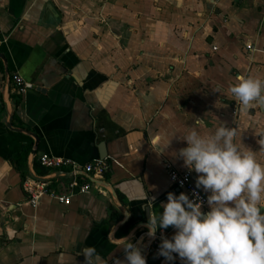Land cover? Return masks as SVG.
Returning <instances> with one entry per match:
<instances>
[{"label": "crops", "instance_id": "0c3cea01", "mask_svg": "<svg viewBox=\"0 0 264 264\" xmlns=\"http://www.w3.org/2000/svg\"><path fill=\"white\" fill-rule=\"evenodd\" d=\"M0 35V264H85L89 249L90 264H128L125 245L140 247L149 233L125 240L132 227L183 192L166 164L188 169L178 152L197 119L201 134L236 128V141L264 163V107L241 111L227 91L241 75L264 81V0H0ZM13 73L32 88L14 93ZM10 114L12 128L38 137L34 155L33 139L4 123ZM28 144L22 174L12 159ZM42 153L105 162L107 177L89 175L111 184L128 219L113 229L123 215L110 191L79 174L45 182L68 202L44 194L31 205V169L71 172L46 170ZM73 180L91 186L79 192Z\"/></svg>", "mask_w": 264, "mask_h": 264}, {"label": "clouds", "instance_id": "9594fccd", "mask_svg": "<svg viewBox=\"0 0 264 264\" xmlns=\"http://www.w3.org/2000/svg\"><path fill=\"white\" fill-rule=\"evenodd\" d=\"M227 91L241 111L264 107V81L259 78L238 76ZM204 126L203 119L195 120L178 156L198 174L196 187L210 193V210L203 212L202 202L186 193L169 192L167 202L161 203L163 212L150 215L149 234L154 236L158 228L176 229L159 246V255L169 260L175 253L185 264H264V163L251 148L240 146L236 128L221 125L212 134H201L197 128ZM258 143L264 146V139ZM92 251H85V264H90ZM124 251L128 264H146L138 244L129 240Z\"/></svg>", "mask_w": 264, "mask_h": 264}, {"label": "built area", "instance_id": "2783aa9c", "mask_svg": "<svg viewBox=\"0 0 264 264\" xmlns=\"http://www.w3.org/2000/svg\"><path fill=\"white\" fill-rule=\"evenodd\" d=\"M3 40L4 39L0 35V43ZM11 81V89L16 94H24L30 88H32V84L30 82L25 81L18 73H13L11 75ZM237 107L238 105L234 106V112H236ZM37 161L43 168L48 171L69 168V170L74 175L77 171L81 170L92 174L93 176L95 175L98 177H102L108 168L107 164L103 161H96L94 163H86L83 166H78V164H76L70 159L51 156L44 153L38 155ZM166 169L168 172V179L170 184L182 190L189 196L190 199H193L196 202H202V208H204L207 203V196L194 184L191 171L188 169L179 170L168 163L166 164ZM90 186L91 183L89 182H84L80 185L76 180L71 181L68 185L70 189L78 187L79 192L87 191ZM23 187L28 194V202L31 205H35L40 199V197L44 194H49L61 203L68 202L71 196L70 194H62L59 191L52 190L46 186L45 182L43 183L32 178L25 180V182L23 183ZM164 237L171 239L163 229L156 231L155 235L151 236L148 246L145 249V252L148 256H152L156 260L161 262L167 260L164 256L159 255V246L161 244L162 238ZM173 257L174 258L172 260H175L180 264H185V261L182 260L178 254L174 253Z\"/></svg>", "mask_w": 264, "mask_h": 264}, {"label": "water", "instance_id": "95a60500", "mask_svg": "<svg viewBox=\"0 0 264 264\" xmlns=\"http://www.w3.org/2000/svg\"><path fill=\"white\" fill-rule=\"evenodd\" d=\"M9 81H10L9 78L7 77V86H6V92H5L6 95H5V96H8ZM10 119H11V114L9 115L8 121H7V120H6V121L4 120V123H5L9 128H11V129H15L16 131H19V132H21V133H23V134H26V135L30 136V137L33 139L34 143H33V149L31 150V154L34 155V154H35V148H36V146L38 145V137L36 136V134H34L33 132H31V131H29V130H25V129H23V128H12V126H11V120H10ZM29 173H30V175H31L32 178H34L35 180L40 181V182H46V181H48V180H50V179H52V178H54V177H58V176L65 175V174H70V175H72V172L66 173V172H64V171H57V172L52 173V174L49 175V176H38V175H36V174L32 171V169L29 171ZM76 174H79V175L85 176V177H87L90 181H92V182H94L95 184H97V185H99V186H102V187H104V188H106V189H108V190L110 191V194H111V197H112V201H113V203L117 206V208L120 210V212H121L122 215H123V219L120 220L117 224H115V225L113 226V229H114L115 227H118V225H119V226L122 225V224L128 219V214H129V213H128V211L124 208V206L121 205V204L119 203L118 198H117V196H116V193H115V191H114V189L112 188V186H111L110 183H108L107 181H105V180H103V179L92 178V177L89 175V173L84 172V171H81V170L77 171ZM148 220H149V216L147 215V220H144V221H141V222L135 224V225L132 227L131 231L127 234V236H126L124 239L126 240L127 238H129L130 236H132L133 234H135V233L138 231V229H140V228L147 229V230L150 232V229H149V222H148ZM109 237H110V240H112V234H110ZM150 239H151V236L148 234V236H147L145 242H144L143 244H141V246H140L141 251H143V252L145 251L146 247L148 246V243H149ZM113 241H114V240H113ZM171 260H172V259H171ZM167 261H169V259H167Z\"/></svg>", "mask_w": 264, "mask_h": 264}, {"label": "trees", "instance_id": "16d2710c", "mask_svg": "<svg viewBox=\"0 0 264 264\" xmlns=\"http://www.w3.org/2000/svg\"><path fill=\"white\" fill-rule=\"evenodd\" d=\"M31 150V145L28 144L25 147L22 148V150L17 153L16 155H14L13 157V162L15 163L16 167L20 170V172L22 174L26 173V169H25V165H26V160H27V156L29 154ZM33 168L38 172V173H44L43 170H40L39 167L37 166V163L34 162L33 163ZM109 175V168H107L106 172H105V176L107 177ZM152 256H148L147 258V264H150L152 259ZM155 264H158V261L154 260Z\"/></svg>", "mask_w": 264, "mask_h": 264}]
</instances>
